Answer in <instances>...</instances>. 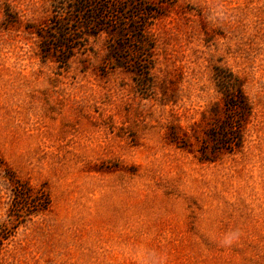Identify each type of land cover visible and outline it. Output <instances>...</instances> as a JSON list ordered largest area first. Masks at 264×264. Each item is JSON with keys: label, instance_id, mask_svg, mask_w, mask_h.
Segmentation results:
<instances>
[{"label": "rangeland", "instance_id": "1", "mask_svg": "<svg viewBox=\"0 0 264 264\" xmlns=\"http://www.w3.org/2000/svg\"><path fill=\"white\" fill-rule=\"evenodd\" d=\"M85 8L0 0V221L9 171L52 201L0 263L264 264V0Z\"/></svg>", "mask_w": 264, "mask_h": 264}, {"label": "trees", "instance_id": "2", "mask_svg": "<svg viewBox=\"0 0 264 264\" xmlns=\"http://www.w3.org/2000/svg\"><path fill=\"white\" fill-rule=\"evenodd\" d=\"M74 4V9H79V14H85L86 11L84 8L88 4H92L96 0H71ZM86 9V8H85ZM94 14V13H93ZM95 19H102V17L97 16L96 14L91 17V20L88 22V26H92V21ZM63 31V28L57 29L56 33ZM68 41L71 44H75L77 40ZM78 46L64 44L61 46L63 49H67L69 52V57H72V52L77 49ZM235 101H231L229 105L231 106L230 116L223 125H221L217 131V134H211L217 141L220 139H230L229 143L226 145H236L235 140H240L236 137L237 133L241 128V123H243L250 112V108L246 102H244V97L241 91L237 92L235 96ZM244 100V101H243ZM239 113V114H237ZM236 117V118H235ZM237 119V120H236ZM235 120V121H234ZM235 124L230 126V123ZM233 133V134H231ZM232 140V141H231ZM225 145V144H223ZM9 171V170H6ZM8 179L13 184V202L9 209V222L0 221V261L1 253L5 250V247L10 243L12 238L16 235L18 228L21 225H25L28 221L32 220L34 217H37L41 214L47 213L52 206V201L50 194L46 187L35 189L27 182L21 181L20 179L10 174V171L7 172ZM1 264V263H0Z\"/></svg>", "mask_w": 264, "mask_h": 264}]
</instances>
